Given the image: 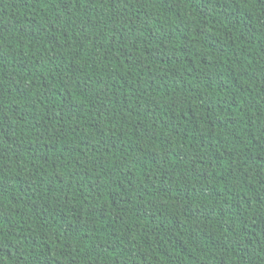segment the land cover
<instances>
[{
    "label": "trees",
    "instance_id": "1",
    "mask_svg": "<svg viewBox=\"0 0 264 264\" xmlns=\"http://www.w3.org/2000/svg\"><path fill=\"white\" fill-rule=\"evenodd\" d=\"M0 264H264V0H0Z\"/></svg>",
    "mask_w": 264,
    "mask_h": 264
}]
</instances>
